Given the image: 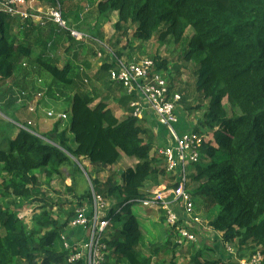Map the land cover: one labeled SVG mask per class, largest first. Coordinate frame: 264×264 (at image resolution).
Returning <instances> with one entry per match:
<instances>
[{"label":"trees","instance_id":"1","mask_svg":"<svg viewBox=\"0 0 264 264\" xmlns=\"http://www.w3.org/2000/svg\"><path fill=\"white\" fill-rule=\"evenodd\" d=\"M66 2L52 0L61 7ZM98 12L106 17L118 13L116 31L128 24L137 26L135 36L141 42L159 33L164 46L172 38L181 48V68L197 65V93L209 101L202 126L212 132L214 142L205 144L201 162L191 167L192 183L198 184L192 190L193 199L215 203L218 213L209 214V227L222 235L225 244L238 242L264 257V0H105ZM14 21L0 14V83L12 79L22 60L34 55L24 42L12 37ZM189 29L192 36L183 44ZM34 60L58 82L73 84L69 66L59 69L42 58ZM157 66L167 70L168 63ZM110 67L106 66L108 72ZM91 104L89 96L77 94L67 129L60 131L64 122L58 121L48 134L21 128L15 139L5 140L7 149L0 147L5 173L0 200L44 202L39 199L42 185L36 173L42 171L47 181L65 178L62 167L68 165L72 177L79 171L73 159L84 158L92 167L106 168L118 165L122 155L134 158L138 164L127 171L122 184L108 180L102 186L107 201L114 202L105 217L107 229H115L102 240L103 254L115 264H158L155 255L171 244L179 247L168 231L171 241L165 244L158 234L160 223L132 208L152 197L147 185H161L165 169L153 164V142L138 119L130 116L119 121L106 105L92 108ZM69 134L75 148L69 144ZM87 173L95 187L101 186ZM66 188L71 191L70 186ZM8 210L0 203V230L5 231V235L0 232V264H70L71 251L61 240L63 224L44 213L33 218L35 227L29 230L22 215ZM190 264L224 263L202 248L193 253Z\"/></svg>","mask_w":264,"mask_h":264},{"label":"rangeland","instance_id":"2","mask_svg":"<svg viewBox=\"0 0 264 264\" xmlns=\"http://www.w3.org/2000/svg\"><path fill=\"white\" fill-rule=\"evenodd\" d=\"M39 1L41 3H39ZM99 4L100 0H67V2L62 6L64 21L66 23L65 27H57L47 20V8L54 6L52 1L38 0V8L41 9V12H37L36 10L31 11L27 20H15L12 23V37H17L20 41L24 42L25 46L31 48L32 51L33 49L34 51H38L33 53L34 55L32 58L22 60L12 79L0 83V147L7 149V146L3 143L6 139H15L21 128L31 131L32 133H39L43 135L50 133L51 131L48 133L41 132L45 131L48 125H50L48 113L50 111L68 112L72 105L73 97L82 92L79 90L77 83H74L71 86H66L58 82L34 60L38 57L42 58V60L47 58L49 54L53 53L54 50L52 49L59 50L58 52L61 59H65L70 49L75 50L72 54V60L68 61L60 59L57 64V68L62 69L65 66L71 65L75 70L76 67H79L75 65V62H78L76 51L78 49H84L85 57H89L88 59L96 57V61L98 62L96 63V66H93L96 68L95 70L100 73V71L104 69V63L106 64L112 59L114 60V53H121L116 51L114 48L117 45H121L119 48L122 50L124 60L131 62L134 60L140 61L142 59H152L158 61L159 64L166 61L169 63L168 66H170V69L167 68V71L164 70V73L166 74V77H168L171 84H173V79L176 81L179 77L182 71L181 64H183L181 61L182 56H180L181 48L174 45L172 42L173 40H170L172 38H169L166 41V44L162 46L159 43V33L155 34L148 42H141L138 40L135 36L138 27L132 24L124 25L119 31H116L115 25L117 23L113 25V20L111 19V17H115L116 15L114 13L109 14L108 17L100 15L98 12ZM45 5H48V7L46 8ZM37 17L41 18L40 21L36 20ZM103 22L105 24L104 26H102ZM68 29L79 32L82 35V39L77 40L72 38ZM120 35H122V37ZM191 36L192 31L188 30L185 35L184 44L189 41ZM40 44L44 45L45 50H43L44 48L38 49ZM40 47L42 46L40 45ZM49 48H51L50 52L43 53V51H46ZM65 50L67 51L64 53ZM96 50L100 54L101 58L98 56ZM144 53L147 54L145 55ZM133 54L136 55V57H128ZM125 55L128 56L126 57ZM178 57L181 60H179ZM158 63L156 62V64ZM55 65L56 63H52V66ZM194 65L195 64H190L192 67L197 66ZM158 70L160 69L158 68ZM86 78L87 77H85V79ZM191 80L193 82L194 77ZM85 85L89 86V83L86 84L82 81L81 87H85ZM174 89L175 85L172 87V91L174 95H177L175 94L176 92H174ZM186 94L185 98L177 95L181 98L178 103V107L182 106L185 102L183 107L188 109L186 111V117H191L193 123H196L194 128L199 127L198 130L193 132H198L199 134L204 135L207 139L209 137V133L206 131L209 130L202 126V124L204 114L208 109L209 101L206 100L203 95H196L193 83L191 87L186 88ZM35 106L38 107V110L33 113L32 110ZM177 111L179 112L180 109L177 108ZM227 111H229V115L231 116L229 106H227ZM45 121L47 123L43 124ZM69 121L70 119L66 121L67 123H63L60 131L68 128ZM71 139L69 138V144L72 148H75L73 138ZM151 159L154 161L153 164L156 167L163 170L165 169V163L162 160L154 155H152ZM85 160L87 159H73L75 164L79 165V171L72 177L69 174L72 167L68 165L62 167V170L65 173V178L54 177L52 181H47L45 176L42 174V171L36 173L42 185V196L40 195L39 199H44V202H33L32 204L30 201H23L12 197L3 198L0 200V203H2L5 208L8 207L9 212H18L22 215L25 225L29 230H33L35 227V223L33 221L34 217L43 215L44 213H50L55 220L65 226V230L61 234V240L62 237H66V240L69 241V245L70 243L72 245L79 244L83 235L79 231L72 228L71 221L79 212L85 214L89 221L86 231H90L92 229L95 214L98 210L94 203V197L96 196L98 198L99 196L105 202L106 206L98 212L99 217L105 218L114 202L107 201L105 195L106 190H104L103 187L106 185L108 180H111L114 184H122L127 171L134 169L138 164V160L136 159H122L119 164L114 167L98 169H95V167L90 170L86 168ZM87 172L92 173L94 178L100 182L101 186L95 187L92 183L93 178L89 177V173ZM4 177L5 173L3 172L2 165L0 164V185L4 180ZM162 178L165 179L162 184L157 187L147 185V188L150 189L152 196H154V192L157 188L160 190V192L157 193L160 194L173 189L174 181L168 177L167 173L166 177ZM66 186H70L71 191L67 190ZM197 187L198 184H195L193 181L191 185L193 192ZM166 195L168 196L169 194ZM210 202L214 203L211 200ZM195 203L197 214L201 215L206 221L209 214H211V217L215 215V210L211 208L213 207V204L209 202L205 203L199 200L198 197H196ZM132 211L145 217L147 210L141 206H133ZM216 211L218 212L217 208ZM148 213H151L147 216L152 221L154 219L159 221L158 223H160V226H157L158 233L160 236L164 237V243L169 241L170 234L172 235V232L165 225V220L162 219L163 213L156 211ZM208 224L209 223L203 221V227H192L198 237L197 243L190 248L193 253L199 251L205 244L209 246L208 249L214 248L213 244L216 243V241L213 240V237L215 234L211 235L213 233L207 228ZM167 231L170 234H168ZM0 232L2 235H5L4 229H1ZM114 232V228L107 229L105 237H108V235ZM85 236L86 234L84 235V238H86ZM172 239H174V237ZM222 245L220 246L221 250L224 249V253L222 252V254L230 255L229 253H226L227 249L225 246V248H222ZM231 246L236 251L233 256L237 257L240 261L249 260L255 251V249H250V246L240 247L238 242H235V244H232ZM173 248L176 247L170 246V248H166L167 250L163 249L158 256L155 255L154 263L170 264L172 260H174L173 256L175 255ZM167 251H169V255H167ZM230 256L226 255V257ZM235 260L236 259L232 261L235 262ZM106 263L115 264L113 259H108Z\"/></svg>","mask_w":264,"mask_h":264},{"label":"built area","instance_id":"3","mask_svg":"<svg viewBox=\"0 0 264 264\" xmlns=\"http://www.w3.org/2000/svg\"><path fill=\"white\" fill-rule=\"evenodd\" d=\"M37 6L38 0H0V14H5L14 20L25 21L29 18L31 11L41 12V10L38 11ZM47 10L49 22L57 27H65L62 7L59 4L48 7ZM37 18L40 21L41 18ZM68 31L72 38L82 39L79 32L69 29ZM108 76L112 83L123 87L131 98V116L140 120L145 117V113H150L158 125L166 130L170 138V143L154 149L153 155L164 161L165 171L173 179L176 188L169 191L167 197H164L163 194H154L149 199L139 201V206L146 210L164 212L166 226L171 230L174 243L179 248L196 244L198 237L192 227H203V222L196 212V204L193 199L191 167L201 162L208 138L206 139L198 132L180 133L177 130L179 125L177 108L181 98L173 94L169 79L163 71L158 70L155 60L117 61L115 66L109 70ZM37 110L38 107L35 106L32 111L35 113ZM70 114V112L50 111L48 116L51 121L66 122L70 119ZM94 203L98 210L90 231H86L89 221L85 214L79 212L71 221L72 228L83 235L80 243L77 245L70 243L69 245L66 237H62L65 248L71 251L70 264L79 262L105 264L106 262L103 254L105 245L102 240L109 222L98 215V212L106 204L99 196L98 198L94 197ZM207 226L209 230L213 231L209 224ZM212 233L217 232L213 231ZM85 234L86 238H84ZM225 247L227 253L231 255L236 253L231 245L225 244ZM238 263L264 264V257L260 251H257L249 260H238Z\"/></svg>","mask_w":264,"mask_h":264},{"label":"crops","instance_id":"4","mask_svg":"<svg viewBox=\"0 0 264 264\" xmlns=\"http://www.w3.org/2000/svg\"><path fill=\"white\" fill-rule=\"evenodd\" d=\"M103 1H105V0H100V2H103ZM39 3H41V2L39 1ZM45 7L47 8L48 5L47 6L45 5ZM37 8H38V6H37ZM40 10L41 9L38 8V11H40ZM114 14L116 16L115 17H111V19L113 20V22H112L113 25H115L117 23L118 19H119L118 13H114ZM36 20H38V18H36ZM104 25L105 24L103 22L102 26H104ZM120 36L122 37V35H120ZM115 39H117V38H115ZM170 40L172 41V39H170ZM183 44H184V42H183ZM40 45L42 47H40ZM40 45L38 46V49L39 48L43 49L44 45H42V44H40ZM120 46L121 45H117L114 48L116 49V51L121 52V53H117V54L114 53L113 54L114 55L113 56L114 60L112 59L111 61L107 62L106 64L104 63L103 64L104 66L102 65L104 67V69L101 70L100 73H98L97 70H95L96 68H94V66H96V63L98 62V61H96V57L88 59L89 57H85L84 49H78L76 51V53H77L76 57H77L78 62H75V65L79 66V67H76V69L74 70L71 65H68V66L71 68V72L69 74L70 80L73 82V84L77 83V86H78L79 90L82 91L80 93V95H82V96L86 95V96H89L92 99V104H91L92 108H96L100 104H104V105L107 106V109L109 111H111V113L113 114V116L117 120L124 121L125 119L129 118L131 116V113H132V109H131V106H130L131 98L128 96V94L126 93V91L124 90L123 87H121V86H119L117 84H114V83H112L110 81L109 76H108V68H106V66H108V65L111 66L110 68L114 67L117 61H122V60L126 61V60L123 59L124 55L122 53V50L119 48ZM49 47H50V45H49ZM51 48L47 49L46 51H43V53L50 52ZM43 50H45V48ZM52 50H54L53 53L49 54L47 56V58H45L43 60H44V62H46V63H48L50 65H52V63H56L55 67H58V65H57L58 61H60V59H61L60 58V54L58 52L59 50H57V49H52ZM37 51L38 50L34 51V49H33V53L37 52ZM66 51L67 50H65L64 53ZM74 51H75L74 49H70V51H68V55L65 57V59H61V60H68V61L72 60V54H73ZM97 53H98V51H97ZM144 54L146 55L147 53H144ZM98 56L101 58L99 53H98ZM125 56L127 57L128 55H125ZM128 57H136V55L133 54V55H130ZM178 59H179V57H178ZM182 63H183V61H182ZM189 66H190V64L188 65L187 68H185V67L181 68V70H182L181 74L176 79V81L173 79V84H172V86L175 85V89H174V92H176L175 94H177L179 96H183L184 98H185V95H187L186 94V88L191 87L192 83H193V86L195 88L196 95H202V94L197 93V89H196L197 75H195V73L197 71V68L196 67H192V66L189 67ZM167 68L170 69V66H168ZM165 71H167V70H165ZM191 71L193 72V75H192ZM163 72H164V70H163ZM85 77H87V78L85 79ZM193 77H194V81L192 82L191 79ZM82 81L84 83H86V84L89 83V86L85 85V87H81ZM74 97H73V99H74ZM188 98H191V97H188ZM73 99H72V101H73ZM60 101H62V100H60ZM60 101H58V102H60ZM184 103L182 104V106L178 107L180 109V111L178 112L179 125L177 127V130L180 133L196 131V130H198L199 127L198 128H194L196 126V123H193L191 117L190 118L186 117V115H187L186 111L188 109L183 107ZM70 108H69V110H71ZM46 123H47L46 121L43 122V124H46ZM55 123L56 122L49 120V124L50 125H48V127L45 129V131H41V132L48 133V132L52 131V129L54 128ZM139 124H140V126L143 129H145L147 131L148 137H150L152 139L153 151L157 147H160V146H163V145H167V144L170 143V138H169L166 130L163 127H160L158 125V123L156 122V120L154 119V117L150 113H148V112L145 113V117H143L142 119L139 120ZM206 132L209 133V137L207 139V142L208 143L209 142H214V139H213L211 131H206ZM68 137L71 139V138H73V135L69 134ZM74 146H75V144H74ZM153 151L151 152L152 155H153ZM122 159L131 160V159H134V158H127L126 156L122 155V158L120 159V161ZM85 165H86V168H88L90 170H92V168H95V167H92L90 162L87 161V160H85ZM98 168H102V167H96L95 169H98ZM108 168H110V167H108ZM171 180L173 181V179H171ZM169 191H171V190H169ZM169 191H167L166 193L162 192V194L165 197H167L166 194H168ZM157 192H160L159 188H157L154 193L158 194V195H162V194L157 193ZM211 208L216 210L215 203H214L213 207H211ZM217 213L218 212H216L215 215L212 216V217H215L217 215ZM145 215L146 216L150 215L148 213V210L146 211ZM198 216L202 220V222L204 221V222L209 223V216L207 218V221L201 215H198ZM155 221H157V220H155ZM157 222H159V221H157ZM211 232H213V231H211ZM214 234H215V236L213 237V240L216 241V243L213 244L214 248L213 249L212 248L208 249L209 246L206 245V244L203 245V247H202L203 249L206 250L208 256H210L212 259H219L224 264H232V263L237 264L238 260H235V262L232 261L234 259H237V257H234L233 255L230 254L233 257L232 258L228 254H225V255L222 254V252L224 253V249L221 250L220 246L223 244L222 248H225L224 247L225 244L221 240V235H218V233H213L211 235H214ZM162 238H164V237H162ZM163 241H165V240H163ZM165 244H167V242ZM171 247H174L173 244H171ZM173 251H174V254H175L173 256L174 257L173 258L174 259L173 260L174 264H190V259H191V256L193 255L192 254L193 252H192L191 249H189V248H173ZM167 253H168L167 255H169V251H167ZM226 255L230 256V257H226ZM182 261H183V263H182Z\"/></svg>","mask_w":264,"mask_h":264},{"label":"clouds","instance_id":"5","mask_svg":"<svg viewBox=\"0 0 264 264\" xmlns=\"http://www.w3.org/2000/svg\"><path fill=\"white\" fill-rule=\"evenodd\" d=\"M69 112H70V110H69ZM218 233V232H217ZM237 264H239V263H237Z\"/></svg>","mask_w":264,"mask_h":264}]
</instances>
